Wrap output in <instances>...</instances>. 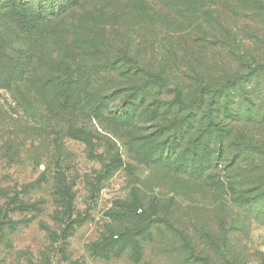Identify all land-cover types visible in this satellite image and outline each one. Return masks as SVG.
Segmentation results:
<instances>
[{
  "label": "rangeland",
  "instance_id": "rangeland-1",
  "mask_svg": "<svg viewBox=\"0 0 264 264\" xmlns=\"http://www.w3.org/2000/svg\"><path fill=\"white\" fill-rule=\"evenodd\" d=\"M48 27V38L29 40L0 18V59L30 53L44 62L39 75L58 62L87 65L92 90L117 112L134 83L159 75L165 86L120 123L106 111L55 112L27 82L0 86V264H264V118L230 122L208 170L222 182L242 180L248 204L226 186L147 162L149 137L169 138L177 86L188 98L219 74L213 59L264 56V0H79ZM256 95L261 107L264 87ZM243 142L248 157L235 153ZM151 205L150 239L105 244L147 226Z\"/></svg>",
  "mask_w": 264,
  "mask_h": 264
},
{
  "label": "trees",
  "instance_id": "trees-1",
  "mask_svg": "<svg viewBox=\"0 0 264 264\" xmlns=\"http://www.w3.org/2000/svg\"><path fill=\"white\" fill-rule=\"evenodd\" d=\"M78 3L79 0H0V18L20 36L40 41L51 35L49 21L58 18ZM216 20L219 22L218 17ZM5 57L0 59V86L7 88L15 82H27L34 93L44 96L47 107L55 112L76 111L99 117L106 111L115 122H127L141 111V106L154 89L159 90L165 86L163 76L159 75L134 83L122 98L121 104L116 106L123 107L121 112H117L109 109L108 95L92 90L95 76L87 65L58 62L55 63L56 72L39 75L37 68L39 65L44 66V62H36L30 53ZM124 59L128 61L129 58ZM113 63L114 61H108L105 64L110 66ZM197 64L200 66L202 62L198 61ZM211 64L219 74H214L206 83H200L190 97L184 98L182 88L177 86L174 100L167 107L168 113H177L164 127L169 132V138L157 142L156 136L149 137L152 145L149 146L147 162L184 170L198 178L208 179L219 187L226 186L235 200L245 204L248 197L242 189V180L228 179L222 182L208 170L215 163V155L220 156L224 149L225 141L231 133L230 122L251 120L257 116L264 118V105L260 107L256 100L259 87H264V56L252 60L245 59L242 55L237 58L225 57L213 59ZM262 100L264 103V97ZM159 108L157 105L152 109H145L146 117H156ZM196 121L202 123V126L182 146L183 139L194 130ZM234 150L237 156L248 157L251 147L244 142L243 145L236 143ZM169 152H175L176 155H170ZM71 198L69 189H65L62 195V202L65 201L63 206L68 207ZM248 206L252 207V204ZM135 212L145 216L140 208ZM154 214L156 207L151 205L150 211H147V226L113 235L104 240L105 244L109 245L120 237L129 236L138 247V239L147 236L148 240L152 236Z\"/></svg>",
  "mask_w": 264,
  "mask_h": 264
}]
</instances>
